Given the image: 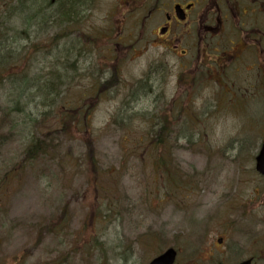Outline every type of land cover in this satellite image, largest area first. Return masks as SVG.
<instances>
[{
  "label": "rangeland",
  "instance_id": "obj_1",
  "mask_svg": "<svg viewBox=\"0 0 264 264\" xmlns=\"http://www.w3.org/2000/svg\"><path fill=\"white\" fill-rule=\"evenodd\" d=\"M13 2L0 0V19L22 32L25 18L35 16L17 15ZM142 3L80 0L75 24L46 32L39 25L30 29L32 48L24 40L13 47L32 52L27 66L49 84L53 102L57 96L66 109L78 103L92 109L85 131L81 126L60 133L48 141L54 149L31 158L26 148L32 124L18 131L8 119L1 121L0 181L8 172L11 179L0 182V264H149L168 248L176 250L174 264L247 258L264 264V178L254 171L264 138V62L227 68L216 62L209 79L173 71L163 80L155 74L150 89L152 52L138 44L135 61L114 64L117 78L110 84L118 85L98 94V69L89 52L100 51L104 36L125 35L132 18L138 34L144 12L134 10L141 11ZM1 49L5 55L7 42ZM40 84L25 90L34 101L22 117L32 110L39 120L49 112L48 102L41 106L35 95ZM8 93L0 87V119ZM161 122L157 149L148 134Z\"/></svg>",
  "mask_w": 264,
  "mask_h": 264
},
{
  "label": "flooded vegetation",
  "instance_id": "obj_2",
  "mask_svg": "<svg viewBox=\"0 0 264 264\" xmlns=\"http://www.w3.org/2000/svg\"><path fill=\"white\" fill-rule=\"evenodd\" d=\"M140 32L132 18L125 35L102 37L89 62H102V77L113 62H133L143 44L151 50L148 74L176 72L193 80L211 78L210 65L264 62V0H142ZM159 15L158 19L154 15ZM165 62V63H159ZM168 62H177L169 64ZM263 67V64H261ZM209 71V73H208Z\"/></svg>",
  "mask_w": 264,
  "mask_h": 264
},
{
  "label": "trees",
  "instance_id": "obj_3",
  "mask_svg": "<svg viewBox=\"0 0 264 264\" xmlns=\"http://www.w3.org/2000/svg\"><path fill=\"white\" fill-rule=\"evenodd\" d=\"M36 1L38 0H16L14 2V5H22V13H27L29 15H32L31 12L35 13V17L25 18L22 32H19L16 28H13L10 25H6L5 18L0 19V52L2 51L1 47L6 42L9 47V50L5 55L0 54V87L9 92L6 100H4V103L1 106L2 118L0 119V123H2V120L8 119L12 124L13 129L18 131H20L22 125L27 126L28 124H32V129L28 132L29 134H32V137L27 143L26 148V156L28 158L41 154V152L49 146L52 147L48 141H54V137L58 136L60 133L70 135L73 129H77L76 132L80 131L81 126L84 127L82 130L85 131V127L87 126V115L89 114L90 109H92L91 107L80 103L75 104L72 108L66 109L64 106L62 107V104L58 103L57 96L55 97L56 102H53L54 99H50L52 94L50 91L51 89L47 87L49 84L43 83L39 76L32 74L31 65L27 66L29 58L31 57H29V55L32 54V52L27 53L26 51L23 52V50H17V52L19 51V53H17L16 50L13 49L14 46L17 47L20 40L29 42L26 46L31 47L34 42H30L28 39L31 31L30 29L35 27L39 28V25L43 26V30L41 29V31L46 32L50 29L63 30L69 26V23L75 24L73 19L78 15L76 11L79 7L80 0H55L53 4L50 3V0H39L38 5ZM54 5H56V7L52 9ZM7 12L8 16H6V18L9 22V13H11L9 8ZM20 19L22 21V18ZM58 39L59 38H57L56 41ZM24 66L25 69H23ZM38 82H41V84L35 95L40 96L39 104L41 106H45L48 102L50 110L49 112L40 115L41 118L39 120L35 118L32 110L27 111L26 116L22 117L24 111L29 108V104L34 101V98L30 99L32 96H28L25 90L27 88H35ZM111 85L112 84L110 83L104 85L100 84L98 94L105 92V90L107 91ZM46 114L50 116V119ZM44 124L47 128L45 132H40V128L45 129ZM52 125H54V127H51ZM163 131L164 128L162 123V126L158 128L155 134H148L151 138L149 143L150 146L153 145V147L157 149L160 147L162 144ZM72 133H74V131ZM86 145L92 148L91 141L86 142ZM52 149L54 148L52 147ZM88 160L93 168L94 179H97L95 169L96 160L92 150L88 153ZM24 161L22 164H24ZM160 163L162 166V162ZM9 175L10 172L3 175L2 181H0L2 185H5V182L11 179ZM52 228L53 226H51V223L47 224L46 229H48L49 233H52Z\"/></svg>",
  "mask_w": 264,
  "mask_h": 264
},
{
  "label": "water",
  "instance_id": "obj_4",
  "mask_svg": "<svg viewBox=\"0 0 264 264\" xmlns=\"http://www.w3.org/2000/svg\"><path fill=\"white\" fill-rule=\"evenodd\" d=\"M256 170L264 175V142L256 158ZM175 255L176 253L173 249H168L159 257L154 259L150 264H173L175 260ZM242 264H249V262H245Z\"/></svg>",
  "mask_w": 264,
  "mask_h": 264
}]
</instances>
